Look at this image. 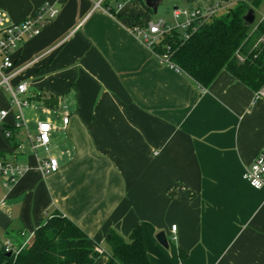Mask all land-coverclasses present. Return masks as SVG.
<instances>
[{"label": "crops", "instance_id": "obj_1", "mask_svg": "<svg viewBox=\"0 0 264 264\" xmlns=\"http://www.w3.org/2000/svg\"><path fill=\"white\" fill-rule=\"evenodd\" d=\"M102 1L0 0L13 22L44 3L59 9L13 55L25 67L14 82L39 115H25L28 132L43 119L53 130L45 151L2 127L14 133L0 158L27 171L7 195L0 182L1 244H22L58 211L106 253L110 230L126 239L140 225L151 264H264V191L242 178L264 147V98L225 71L202 94L129 32L140 15L121 7L118 19ZM47 157L59 170L43 177Z\"/></svg>", "mask_w": 264, "mask_h": 264}, {"label": "trees", "instance_id": "obj_2", "mask_svg": "<svg viewBox=\"0 0 264 264\" xmlns=\"http://www.w3.org/2000/svg\"><path fill=\"white\" fill-rule=\"evenodd\" d=\"M126 1L103 0L101 6L120 19L116 6ZM138 1L143 7L142 0ZM263 1L242 0L228 15L207 23L187 41H182L179 32H172L154 51L162 54L168 47L170 61L200 87L208 88L225 71L257 95L264 89V45H256L264 25L249 36V29L243 26V16L249 9H258ZM144 11L152 14L145 8ZM129 20L128 25L148 21L141 16ZM6 130L12 137L14 130L5 127L3 134ZM106 245L108 253L99 254L96 251L99 246L91 238L54 211L45 216L44 223L34 230L30 242L18 253L7 256L0 242V264H98L103 256L107 258L105 264H151L140 225L126 239L110 230Z\"/></svg>", "mask_w": 264, "mask_h": 264}, {"label": "built area", "instance_id": "obj_3", "mask_svg": "<svg viewBox=\"0 0 264 264\" xmlns=\"http://www.w3.org/2000/svg\"><path fill=\"white\" fill-rule=\"evenodd\" d=\"M190 7L180 9L174 7L171 12L172 24H167L163 20L152 22H133L127 24L129 32L139 40L146 48L150 49L160 64L177 73L181 70L170 61L168 53L169 48H165L162 54H157L154 47L158 45L164 37L172 32H179L182 41H187L201 27L214 19L222 18L228 15L242 0H187ZM121 8V4L116 6V10ZM59 14V9L54 5L44 3L38 7L35 12L18 22L9 19L6 13L0 10V89H3L9 95L12 106L16 109L14 114L13 128L15 130H24L26 139L30 143L32 150L36 148L48 149L50 135L53 130L52 125L47 120L37 122L36 132L31 135L26 127V120L23 116V108L29 106V101L25 97L28 86L25 82L15 83L16 77L24 70L25 67L15 65L13 55L17 49L26 41L38 36L49 24H51ZM264 25V11L259 13L258 19L249 28L248 35L256 33L258 28ZM264 45V32L258 38L256 45ZM239 57V56H238ZM242 60V58H240ZM202 94L206 93V88L199 87ZM264 97V89L261 90L255 99ZM7 112L0 111V121L7 117ZM67 118L62 120V124L67 125ZM6 138H11L9 130L4 131ZM59 170V164L56 158L47 157L38 160V171L43 177L55 174ZM27 171V167L11 163L0 158V178L2 187L7 188L16 183ZM243 180L256 191H264V147L257 153L252 163L244 170ZM6 206L5 199L0 200V208ZM176 227L171 226L174 233ZM24 236L23 234H21ZM32 238L28 235L26 240L19 246H14L10 241H5L2 246L5 253H18L26 246ZM173 240L176 238L173 237ZM96 251L102 254L104 251L98 247Z\"/></svg>", "mask_w": 264, "mask_h": 264}, {"label": "rangeland", "instance_id": "obj_4", "mask_svg": "<svg viewBox=\"0 0 264 264\" xmlns=\"http://www.w3.org/2000/svg\"><path fill=\"white\" fill-rule=\"evenodd\" d=\"M122 9L125 10L126 14H137L140 15L141 17L144 18V20H150L152 22H156L158 20H163L167 24H172V16L171 12L174 7L180 8V9H185L190 7V3L187 0H163L162 4L158 7L157 13L155 15H150V14H145L144 8L141 6L140 2L138 0H128L124 3H121ZM121 10V9H120ZM119 11V10H117ZM264 11V1L262 2L261 6L256 9L255 15L256 18L258 19L259 13ZM130 21V20H128ZM23 108V114L24 117L25 115L39 118V115L35 113L34 111L30 110L29 107ZM32 107V106H31ZM30 107V108H31ZM0 111H5L8 114V117L5 118L4 120L0 121V150L1 151H7L9 150V143L5 137V135L2 132V127L4 125H13L14 123V114L16 112V109L12 106L11 100L9 98V95L4 92L3 89H0ZM35 114V116H34ZM23 132H25L23 130ZM30 132L33 133V131L30 129ZM0 182L2 183V179L0 178ZM9 187L8 186L6 189H4V195H7L9 192ZM3 195V196H4ZM45 219V217H44ZM0 240H3V235L0 233ZM106 257V256H104Z\"/></svg>", "mask_w": 264, "mask_h": 264}, {"label": "water", "instance_id": "obj_5", "mask_svg": "<svg viewBox=\"0 0 264 264\" xmlns=\"http://www.w3.org/2000/svg\"><path fill=\"white\" fill-rule=\"evenodd\" d=\"M163 0H142L143 7L151 11L152 15L157 13L158 7L162 4ZM255 12L253 9H249L247 13L243 16V26L247 29L251 27L254 22ZM44 104L49 106L57 105L56 99H47L44 101ZM156 240L163 248L168 249V242L164 232H159L156 235ZM11 254L8 253L7 256Z\"/></svg>", "mask_w": 264, "mask_h": 264}]
</instances>
